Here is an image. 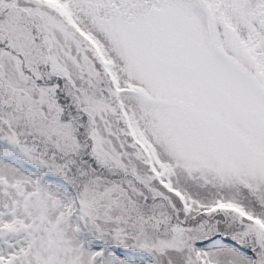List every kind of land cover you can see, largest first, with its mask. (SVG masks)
Returning a JSON list of instances; mask_svg holds the SVG:
<instances>
[{"label": "snow or ice", "instance_id": "snow-or-ice-1", "mask_svg": "<svg viewBox=\"0 0 264 264\" xmlns=\"http://www.w3.org/2000/svg\"><path fill=\"white\" fill-rule=\"evenodd\" d=\"M0 264H264V0H0Z\"/></svg>", "mask_w": 264, "mask_h": 264}]
</instances>
